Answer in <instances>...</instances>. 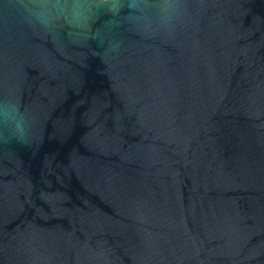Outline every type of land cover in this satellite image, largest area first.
Returning <instances> with one entry per match:
<instances>
[{
    "label": "water",
    "instance_id": "1",
    "mask_svg": "<svg viewBox=\"0 0 264 264\" xmlns=\"http://www.w3.org/2000/svg\"><path fill=\"white\" fill-rule=\"evenodd\" d=\"M0 264H264V0H0Z\"/></svg>",
    "mask_w": 264,
    "mask_h": 264
}]
</instances>
